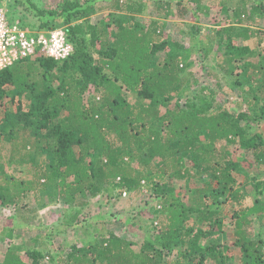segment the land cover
Wrapping results in <instances>:
<instances>
[{
    "label": "trees",
    "instance_id": "trees-1",
    "mask_svg": "<svg viewBox=\"0 0 264 264\" xmlns=\"http://www.w3.org/2000/svg\"><path fill=\"white\" fill-rule=\"evenodd\" d=\"M121 1L112 7L117 14L94 24L96 0H66L56 13L29 0L47 17L45 30L65 29L74 51L64 61L39 51L0 72V205L14 207L35 191L41 207L49 195L75 208L76 221L91 198L143 189L161 200L152 212L160 219L159 236L142 242L138 252L113 232L79 239L65 256L13 246L1 264H229L217 244H201L209 230L223 232L226 220L241 251L239 264H264V198L245 203L235 176L241 165L218 147L238 142L264 165V138L254 132L264 121V34L251 25L256 14L264 15L263 0H238L231 15L224 7L225 21L196 45L203 59L218 57L219 74L235 77L231 91L241 90L239 112L219 100V75L216 88L207 81L193 93L199 79L191 71V48L167 34L160 21L142 20L145 3L129 1L124 9ZM166 1L168 8L177 1L207 12L202 0ZM14 18L9 16L11 24L26 29ZM191 30L200 34L196 26ZM237 70L242 74L234 76ZM7 144L5 160L1 145ZM13 165L28 176L9 174ZM194 180L202 188L191 189ZM176 181L186 182V189ZM260 185L255 188L261 196ZM71 224L66 226L77 227ZM6 237L11 242L14 231Z\"/></svg>",
    "mask_w": 264,
    "mask_h": 264
},
{
    "label": "rangeland",
    "instance_id": "rangeland-1",
    "mask_svg": "<svg viewBox=\"0 0 264 264\" xmlns=\"http://www.w3.org/2000/svg\"><path fill=\"white\" fill-rule=\"evenodd\" d=\"M31 1L39 10L56 13L61 11L66 0ZM80 1L84 3L87 0ZM114 1L96 0L94 6H96L98 12L91 18L92 23L96 24L101 18H107L109 14L116 13L112 8ZM129 1H142L145 3V11L140 15V18L145 22L158 20L161 25L165 24L167 34L182 42L194 52L190 61L194 63L191 71L195 72L196 78L199 79V84L194 87L193 93H197L199 89L203 88L207 81L213 85L212 87H215L214 74L219 75L221 81L225 82H222V86H224V90H221L222 93L219 94L217 92L219 100L224 106H231V110L237 112L244 110L242 105L239 107L240 109L235 105L236 102H241V90L231 91V85L236 80L234 79L235 77L229 79L223 74H219L217 65L220 62L215 55L212 54L210 57L203 59L201 52H196L198 42L206 43L207 31L211 30L214 24L219 25L220 22L225 21L227 16L224 12V7L230 8L229 14L231 15L233 10L238 7V0H202L201 4L203 8H206L207 12H205V9L198 11L196 5H187L186 2L181 3L183 6L181 4L178 5L177 1H173L171 3L172 6L168 8L166 0L163 2V9L158 7V3H162L160 0H122L121 4L124 9L125 5L129 4ZM10 4H12V7ZM0 7L7 10L8 16L15 17L14 23L22 20L27 25L26 29L30 31L37 33L49 32L43 27L47 17H43L38 14L36 9L30 7L29 0H0ZM252 7V4L247 6L248 12H250ZM11 11L14 15H12ZM251 25L255 31L264 34V15L256 14ZM193 26L200 30L198 36L192 34L191 29ZM239 44L242 45L241 40H239ZM239 72L242 74L241 70H237L234 76H238L237 73ZM88 97L87 94L86 101H88ZM0 118H2V114ZM263 122L260 123V127L254 128V132L262 134L264 138ZM1 147L6 160L11 146L7 144L1 145ZM218 147L221 151L227 150L231 158L241 165L240 169L242 171L236 172L235 176L247 195L245 203H253L257 197L264 198V193L260 196L255 188L257 184H261L260 192L264 189V165L257 163L256 154L251 150L244 149L238 142L229 145V147L226 144H220ZM16 166L8 167V173L15 178H26L28 170L22 171ZM175 184L178 189H186V182L184 181H176ZM202 186V182H195L194 180L190 188L196 189L202 188ZM185 201L188 205L191 204L189 195L186 196ZM44 202H46V205L41 207L35 197V191H29L27 196L14 207L0 205V264L3 261L6 250L13 246H22L26 250H51L53 254H63L65 256L69 252V245L77 242V240L80 242L79 239L88 240L87 237L94 238L99 234L107 235L108 232H113L117 236L134 243L132 248L138 252L142 242L147 239L157 240V236H159L160 219L158 220L152 212L159 209L161 200L147 190L141 189L137 192L129 193L127 197L120 196L118 191L111 194L102 193L96 198L90 199L89 206L84 209L76 221L73 220L75 208L69 209L61 199L52 202L51 197L47 195ZM71 220L73 224L70 226L77 227L68 228L66 226ZM194 221L196 220L193 217L190 224L192 225ZM94 226H96V229H94ZM80 228H87L88 232L84 233V229L82 231ZM10 230L14 231V238L11 242L6 237V233ZM209 233L211 234L201 241L202 246L217 244L214 245L216 249L230 258L229 264H239L241 251L236 244L231 223L228 220L225 221L223 232L211 229ZM25 255L23 254V256Z\"/></svg>",
    "mask_w": 264,
    "mask_h": 264
},
{
    "label": "built area",
    "instance_id": "built-area-1",
    "mask_svg": "<svg viewBox=\"0 0 264 264\" xmlns=\"http://www.w3.org/2000/svg\"><path fill=\"white\" fill-rule=\"evenodd\" d=\"M39 51L57 61H64L72 55L74 48L67 40L65 29L48 33L23 29L17 24H11L7 10L0 7V72ZM124 197H127L126 193Z\"/></svg>",
    "mask_w": 264,
    "mask_h": 264
},
{
    "label": "clouds",
    "instance_id": "clouds-1",
    "mask_svg": "<svg viewBox=\"0 0 264 264\" xmlns=\"http://www.w3.org/2000/svg\"><path fill=\"white\" fill-rule=\"evenodd\" d=\"M45 33V32H44ZM47 33V32H46Z\"/></svg>",
    "mask_w": 264,
    "mask_h": 264
}]
</instances>
